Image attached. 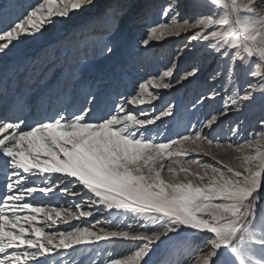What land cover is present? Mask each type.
<instances>
[{
    "label": "snow or ice",
    "instance_id": "obj_1",
    "mask_svg": "<svg viewBox=\"0 0 264 264\" xmlns=\"http://www.w3.org/2000/svg\"><path fill=\"white\" fill-rule=\"evenodd\" d=\"M173 7L166 4L164 14ZM146 14L147 6L141 0H104L103 4L101 0H6L0 4V99L10 101L7 108L0 110V225H4V233L16 237L15 244L30 234L25 220H31L32 230L40 228L51 213L60 215L65 207L64 203L53 202L62 201L69 194L72 200L68 208L79 203L81 211L86 201L99 199L95 193L102 187L136 189L150 195L148 187L156 183L163 186L162 173L172 171L169 165L175 157L171 147H166L171 141L179 140L191 129L210 142H219L211 133L221 128L231 110L240 114L259 103L264 111V91L249 95L237 86L229 94L228 70H213L211 78L219 79V89L228 95L227 106L207 110L219 96L217 87L208 89L191 103V126L185 124L175 136L162 140L161 125L177 120L178 113L159 90L184 87L197 81L202 73L199 50L191 47L177 49L179 55L170 57L156 71L137 62L134 71L140 79L133 81L127 91H121V74L127 75L123 58L116 71L101 73L80 89L75 103L68 104L62 98L60 78L53 86L47 84L53 71H44L45 61L61 67L68 65L62 76L72 77L65 81L71 86L88 62L86 50L92 45H99L102 56L112 60L127 49L135 50L137 57L146 55L152 42L170 38H161L159 29L147 23L137 38L135 30ZM78 16H87L92 28L89 31L85 26L74 47L54 45L43 51V60L29 57L27 47L38 43L49 27L68 24ZM37 64L42 66L37 68ZM235 71L233 67L232 73ZM39 77H43L40 86L21 89L22 81L35 82ZM201 109L206 110L201 113ZM241 123L230 124L228 132L241 134ZM258 124L264 133V115ZM181 194L178 190L159 193L164 200ZM76 195L82 197L79 202ZM24 250L16 246L0 248V264H41L40 257L23 259L14 255ZM224 256L223 248L216 249L207 264H224ZM141 264H149L148 256Z\"/></svg>",
    "mask_w": 264,
    "mask_h": 264
},
{
    "label": "rangeland",
    "instance_id": "obj_2",
    "mask_svg": "<svg viewBox=\"0 0 264 264\" xmlns=\"http://www.w3.org/2000/svg\"><path fill=\"white\" fill-rule=\"evenodd\" d=\"M5 2L0 0V4ZM42 2L25 0V3ZM103 2L101 0V4ZM141 2L147 6V14L135 30L136 37L139 38L143 24L147 23L159 29L161 38L165 35L170 38L165 42H152L146 55L137 57L135 50L127 49L118 52L112 60L102 56L99 45L90 46L86 50L88 62L80 68L79 79L71 86L63 85L66 86L63 92L68 97L66 103L71 102L76 85L83 89L101 73L116 71L121 58L127 62V75L121 74V91H127L133 81L140 79V74L134 71L137 62L156 71L185 47L199 50L202 73L197 81L184 87L159 90L166 102L175 105L178 113L177 120L161 125L162 140L175 136L185 124L191 126V103L208 89L217 87L219 96L207 110L227 106L228 95L219 89L220 80L211 78L213 70H228L231 78L229 94L237 86L241 91L247 90L249 95L264 91V0ZM166 4L174 6L167 15L164 14ZM241 19H244L245 26L240 23ZM85 26L91 31L87 16L75 17L68 24L55 28L49 27L43 38L29 45L26 51L29 57L36 58L30 55L40 48L45 47V50L54 45L74 47L77 39L82 38L80 33ZM57 36L60 37L55 40ZM247 42L252 44V51ZM43 51L37 54L41 60L44 59ZM45 64L44 71L52 66L53 75L49 81L61 66L47 61ZM41 66L36 65L37 68ZM233 67L235 74L232 73ZM65 79L70 81L72 77L66 76ZM150 91L157 90L150 88ZM261 115L264 111L259 103L240 114L231 110L223 119L221 128L211 133L219 142H210L198 131L189 129L188 134L166 146L171 147L175 161L169 165L172 171L162 173L163 186L161 183L150 185L146 190L150 195H143L136 189L102 187L95 193L99 199L86 201L83 211L79 203L71 209L65 207V213L59 215L56 222L40 230L45 247L36 255L45 258L53 245L72 246L80 240L79 245L84 247L80 256L86 257L82 264H141L145 256H148L149 264H207V258L219 248L225 250L224 264H264V133L258 124ZM241 121V134L228 132L230 124L235 126ZM196 127L199 129L200 126ZM217 132L219 136H216ZM174 190L182 194L167 200L159 195L162 191L171 193ZM66 198L72 200V195ZM81 199L80 195L75 196L77 202ZM70 213H75V224L64 223L74 222ZM1 226L3 229L4 225ZM7 235L16 240L11 233Z\"/></svg>",
    "mask_w": 264,
    "mask_h": 264
},
{
    "label": "bare ground",
    "instance_id": "obj_3",
    "mask_svg": "<svg viewBox=\"0 0 264 264\" xmlns=\"http://www.w3.org/2000/svg\"><path fill=\"white\" fill-rule=\"evenodd\" d=\"M241 20L242 21L240 23H242V25H244L243 24L244 19H241ZM58 37H60V36H57V38L55 40H58L59 39ZM247 45H248V49L250 51H252V48H251L252 44L247 42ZM44 48H40V49H38L37 51H34V52L32 51L33 53L30 56L34 55L35 57H37V54H39L40 51H43ZM51 67L52 66H48L47 68L49 69ZM66 67H68V65L65 66V67H60L58 70H56L55 73H54L55 75L53 76V78L51 80L47 81V84L49 86H53V85H55L57 83L58 78H60V82H61L62 87H63V85H66L65 81H69V79H65V77L66 76H70V75L62 76V74L65 72V68ZM38 68H40V67H38ZM44 69H45V67H44ZM59 70L60 71L62 70L60 74L58 73ZM42 79H43V77H39V78H37V80L35 82L22 81L23 85L21 86V88L22 89L23 88L26 89L27 87H31V88L35 89L36 87L40 86V80H42ZM82 88H84V87H82ZM65 89H66V86H64L62 88L61 95H62V98L64 99V101L67 102L66 99L68 97L66 96V92L65 93L63 92V90H65ZM80 89L81 88L78 87V85L75 86V91H73L74 95L71 96L72 97L71 102L68 103V104L75 103L78 100V98H79L78 97V92H79ZM25 99H30V98L29 97H25ZM1 103H3V106H1ZM9 103H10V101L9 102H5L4 100L0 99V110H3L4 108H7L9 106ZM63 199L64 200H62V201H54L53 203L54 204L55 203H64L65 207H67L68 202L70 200L67 199L66 197H64ZM64 213L65 212L62 210L60 215H62ZM69 215L73 218L72 221H74V222H70L69 221V222H64V223L65 224H75L76 223L75 222L76 218L74 217L75 213H70ZM58 216L59 215H57L55 212L51 213L50 214V218H46L44 220V223L41 225V227L36 229V230H32L31 220L30 219L29 220H25L24 223L29 225V233L30 234L27 236L29 238V240L21 239L19 244H15V239L12 238V237H9V235H7V233H4L2 231V226L0 225V248L5 247V246L23 247L25 249L23 252L15 253L14 255H16L18 258L22 257L23 259H33V258H36V257H40L41 258V264H49L52 259H55L53 264H82L83 261L86 259V257H81L80 256V254H81L80 251L84 248L83 246L79 245L80 243H78V242H80V240L78 242H74V244L72 246H69L68 244H63V243H62L63 245H60V244L53 245V248H51L52 251L49 252L48 255L45 258L41 257V255L40 256L36 255L38 253V251L42 252L43 248L45 247L44 246V242H43L44 235L41 233L42 231H40V230L44 229V228L46 229L47 226L53 224L54 221L56 222V218ZM63 216H65V215H63ZM17 219H20V218H17ZM69 219H71V218H69ZM192 220L195 222L193 217H192ZM63 221H66V220H63ZM40 223H42V221H40ZM5 237H7V239H5ZM75 237H76L75 239H77L78 236L76 235ZM86 238H87V236H86ZM48 244H50V243H48ZM51 249H49L48 251H50ZM44 250L47 252L46 249H44ZM86 250H89V249H86ZM87 258H88V255H87ZM56 259H58V260H56Z\"/></svg>",
    "mask_w": 264,
    "mask_h": 264
}]
</instances>
